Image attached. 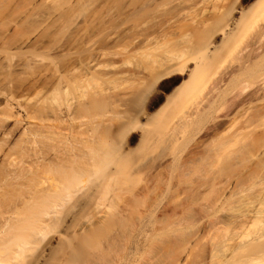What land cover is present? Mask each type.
Returning a JSON list of instances; mask_svg holds the SVG:
<instances>
[{"label": "bare ground", "instance_id": "obj_1", "mask_svg": "<svg viewBox=\"0 0 264 264\" xmlns=\"http://www.w3.org/2000/svg\"><path fill=\"white\" fill-rule=\"evenodd\" d=\"M87 1L30 0L22 15L11 2L0 1V264H123L113 258L120 251L117 240L135 228L128 218L136 204L148 195L152 204L161 198L164 179L169 200L177 203L164 217L180 211L198 223L200 201L218 193L222 201L230 200L235 167L263 153L264 129L257 128L264 121V27L235 66L227 65V55L264 13V0L248 8L243 0H135L133 30L121 34L124 22L112 20L89 36L92 23L85 19L63 35L57 17ZM121 44L135 45V65L127 70L135 86L126 90L118 85L124 69H116L124 54L116 49ZM213 75L221 76L216 85L195 107L184 109ZM219 111L225 114L209 134L220 148L203 144L205 155L200 141L196 149L202 152L192 154L195 146L187 159L178 157L188 144L186 131ZM163 130L170 154L183 161L180 166L173 161L177 169L167 164L172 173L178 171L173 178H165L167 167L135 192L147 156L137 154ZM236 145L240 150L232 152ZM220 151L229 155L224 168L216 162ZM199 165H206L201 172ZM183 193L190 202L177 201ZM262 206L243 214L237 226L264 214ZM161 222L148 226L164 230ZM188 222L177 224L186 228ZM167 244L153 252L168 255ZM130 253L125 263L135 264Z\"/></svg>", "mask_w": 264, "mask_h": 264}, {"label": "rangeland", "instance_id": "obj_2", "mask_svg": "<svg viewBox=\"0 0 264 264\" xmlns=\"http://www.w3.org/2000/svg\"><path fill=\"white\" fill-rule=\"evenodd\" d=\"M0 1L11 2L10 5L13 9L16 10L17 15L20 14L22 15V13L25 12L27 8L31 7V6H27L30 0H0ZM255 2L256 0H243L242 4L248 8L251 5H253ZM237 17H239L238 14ZM85 19H90L93 25L92 26L90 23L91 28L87 30V34L89 36L93 35V32L97 33V28L102 24L108 27V25L111 24L112 20L121 21L119 22L120 24L124 22L125 25L123 24L120 25L122 26L123 29L120 27L119 29L122 30L119 32L121 33L124 29H126V32H128L129 31L128 29L130 28H132V30L135 29L133 28L135 27V0H91L87 2H81L80 4H77L75 6V10L71 14L64 16L62 18L58 16L55 25L56 27L58 26L61 27L63 30L62 32L63 35L67 36L74 29L76 23L82 22ZM116 23L117 22H115V24ZM111 26L110 28H112ZM263 27H264V13L261 15V17L257 19L255 24L244 33L240 41L237 43L236 47L231 52H229V54L227 55L228 66L229 65L235 66V59L242 53V51L246 50V47L247 48L250 47L254 35ZM108 31L110 32L111 29L107 30V32ZM124 35H125V31H124ZM116 37L117 35L115 34L112 35V38H116ZM100 38L101 37L99 36L95 37V40L97 41V45ZM114 40L111 39L108 41L110 43V46L114 45L113 42ZM116 49L119 52L120 51L124 52L125 55L128 53L129 55L130 53L133 54V57H131V59L127 57L128 55H126V57L130 59L131 63L127 62L128 59L127 60L125 59L126 57L124 56V54L122 55L124 56V58L120 56V60L118 59L120 61V62L117 61L118 66L114 61L115 65L117 66L116 69L118 70L124 69L123 72H125V74L122 76V79L119 81L118 85L123 90L124 89L126 90V88L128 89L131 86L132 87L135 86L134 85L135 79L133 80V77H130L131 75L127 71L129 68L133 69L134 68L133 65H135V45L126 47V45L121 44ZM121 57L125 59L123 60V62L125 61V63L127 62L130 64L123 63L121 61ZM111 70L115 71L114 68L113 69L111 68ZM220 78L221 76L219 75H213L205 79L200 84L198 90L194 93V95L185 104H183V108L189 109L195 107L199 102H201L202 98H204L208 94V92L212 89V87L216 85V83L218 82L217 80L218 79L220 80ZM168 92L169 91H164V95L166 94L168 95ZM33 97H35V95H33L32 98ZM165 101L166 99L163 98L162 103H164ZM224 112L219 111L215 113L213 116L207 119L208 120L207 122L206 120L205 122H202L203 125L199 124L201 125V127L199 126L200 128H196L198 127V125L195 127H190L185 133V137L186 140H188V144L187 146H185L186 148L185 147L183 148L182 151H178V153L182 152L180 154H177L178 157H181L183 160H185L188 158V155L191 154L190 151L193 150L195 146H196L195 150L192 152V154L195 153V151L196 152L198 150L201 151V149L199 148L196 149V148L200 147L201 145L204 146L203 144L208 145L209 143L210 146V144L213 142V139L215 140L213 135L214 130L212 129L214 126H217L219 124V122L222 119V116L225 114ZM142 121L143 123L146 122L145 120ZM180 121L181 120L176 119V122H180ZM226 122L227 124L229 123V121ZM262 129H264V121L260 123V127L257 128V131H261ZM210 130L213 131L211 134H209ZM141 135H142V130L140 129L136 132V138L133 141V145H137L139 143L140 141L139 139ZM165 136L166 135L164 130L156 132L152 137L153 140L151 144L144 151H141L137 154L139 155L143 153V155L147 154V156L145 162L143 161L140 163L141 165L143 163L142 167H144L141 168L140 170L142 171L141 172L142 175H140L139 178L140 179L142 178L141 179L142 181L141 183L138 181L141 185L138 184L137 186L138 188L135 190V192L138 191L139 188H142L144 185L147 184L146 183L148 182L147 179L151 175L152 177L153 175L156 176L155 174H158L157 171L159 172L160 170L161 171L163 170L165 172L167 170L166 169L167 167L169 171V168L171 167L170 165H173V163L176 160L178 161V163H176L177 161L175 163L178 166H180L179 160L183 161L180 158L179 160L178 159L175 160V157L173 158V155L170 154L171 150L168 146L169 144L166 146L168 141L165 138ZM165 139H166V144L165 142H163V140ZM200 141H202L201 145L198 146L199 145L198 142ZM215 144L212 143L211 145L213 146ZM205 146L204 148L201 147L203 150V154L206 153L207 146L206 148ZM216 146H218L217 147L218 149L220 148V144L218 143V141ZM240 148L241 145H236L232 148V152L233 151L237 152L240 150ZM223 152L224 151H220L219 154L220 156L219 158H217L216 162H217V166L224 168L228 165L229 155L228 153H223ZM262 161L264 162V148L260 158H255L253 161L246 163L247 165L245 166L237 165L235 167V171L232 172V176L230 179L231 187L233 186L234 187L233 189L235 190L234 196L227 201L224 200L222 201V199L218 197L220 193L216 194L217 197L215 195H212L213 197L212 196L204 197L205 201H203L204 199H202V202L200 201L201 203L200 205L202 206L200 207L198 206V209H200L199 210L200 214L198 215L199 217L196 216L197 217L196 220L198 223H196L195 220L192 221L189 214H188L189 216L187 215L189 217L188 218L186 216L187 213L180 211L175 215L168 213V215L164 217L163 213L167 214L165 210H169L167 209V207L177 204L175 203L176 199L175 201L170 199L172 200L170 202L169 198H171V194H172L171 189L169 193V191H167L169 185H167L168 187H166V183L168 184L169 180L164 179V183L166 180L167 182L165 184L163 183L162 186L165 185V187L162 188L164 190L166 188L167 190L165 191L163 190L165 192V195H163L164 194L163 191H162L163 194L160 191L161 198L164 196L162 199L157 197L158 195L157 196L154 195L153 197H157L159 199L157 201L155 200L157 203L154 201L155 203L152 204V199H149L150 195H148L147 197H149L148 198L149 203H148V199H146L147 197H144L146 199L145 202L147 203L144 202V204L142 205H140L141 203L135 205V206L138 205L139 207L137 206L138 208L135 209V214L131 215V217L128 218V220L131 219V222L133 220L132 223L135 222V228H132L134 229L133 231L132 229H129L127 231L128 233L124 231L125 234H123L124 233L123 232L120 235L122 237L119 238L121 241L118 239L117 241L119 243L117 244V241L115 242L117 244L116 247L118 251L119 250L120 251L116 255H114L113 258L122 261L121 263H123V261L127 262L131 258L130 251H132L133 253H135V258H136L135 264H168V263L171 264V261L173 262L174 260L176 263L179 262L178 264H264V214L258 215L257 218L256 217L252 218V216H250L249 219L251 221L242 227L237 226L238 224L236 223V221L237 220L239 221L241 217H243V214H246L247 211H249L250 209L253 210L256 207L258 208L261 203H264V163H261ZM205 162L206 161H204L203 164ZM167 164L170 167L167 166ZM205 164H207V162ZM177 165H173V167L175 166V169H177L178 167ZM204 166L206 165H202L201 167ZM201 167L199 165V167L197 168L202 169ZM172 168H170V171L168 173L166 171L165 178L168 177L167 176L168 174H170L171 176ZM200 169L199 171L201 172ZM177 172L176 171L174 172L175 176ZM174 173H172V175H174ZM170 176L169 179L171 181V178H173L174 176L173 177L171 176V178ZM166 192H168L170 196ZM152 195L153 194H151V198ZM181 196L188 197L183 193V195H180V197L177 198V201L178 199L181 202H186L187 200H188L187 202L191 201L190 200L191 196L189 198H184V199ZM207 197L208 200H206ZM160 200L162 201L160 202ZM251 205L252 206L255 205V206L251 208L252 207ZM262 208L264 209V206H262ZM166 218L167 221L172 222V224L167 223L165 220ZM169 218L170 220H168ZM188 219L189 220L191 219L192 222H195V225H190L191 222L189 223ZM160 220L162 221L161 222L162 224L166 222L165 225L167 226H165V228L161 226L162 228H164V230L161 229L160 227H158L160 228L159 231L157 230L158 228L153 230L152 227L148 226V224L153 223L154 221L158 222ZM182 221L185 222L184 225L182 226L185 227V225L187 224L186 222H188L190 227L187 226L186 228H183L181 226H178L177 223L180 222L181 224H183ZM157 224L161 225L160 223ZM168 224H171L173 227L170 225L172 228L171 227L169 228ZM129 231H131L132 233ZM167 242L170 245L167 244ZM163 244L164 245L167 244L168 246H171L169 249H171L172 252L173 250H175L174 252L176 254H174V252L171 254L170 253L171 251L169 252V250L166 251L168 252V255L170 253L169 256L167 255V253L165 254L162 251L159 252L157 251L158 253L156 251L153 252V247L156 248L159 247V245L161 247V245ZM246 245L248 246L244 250H242L241 248ZM118 247L121 249H119ZM175 247L177 249L179 247L178 251L177 249H174ZM155 250H157V248ZM141 251H143V253H141ZM166 255L168 256L169 259L167 258ZM172 255H174V257L177 256L176 257L177 260L176 258L173 259L174 257H171ZM164 259L165 261H163ZM125 262L123 264H126Z\"/></svg>", "mask_w": 264, "mask_h": 264}]
</instances>
